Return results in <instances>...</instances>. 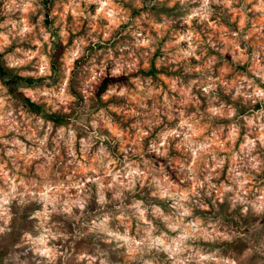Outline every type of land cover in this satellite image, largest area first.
Returning a JSON list of instances; mask_svg holds the SVG:
<instances>
[{"label": "clouds", "instance_id": "clouds-1", "mask_svg": "<svg viewBox=\"0 0 264 264\" xmlns=\"http://www.w3.org/2000/svg\"><path fill=\"white\" fill-rule=\"evenodd\" d=\"M0 67V264H264V0H0Z\"/></svg>", "mask_w": 264, "mask_h": 264}, {"label": "rangeland", "instance_id": "rangeland-1", "mask_svg": "<svg viewBox=\"0 0 264 264\" xmlns=\"http://www.w3.org/2000/svg\"><path fill=\"white\" fill-rule=\"evenodd\" d=\"M46 23H48V21H46ZM0 76H4V75H7V73L5 72L4 68L3 67H0Z\"/></svg>", "mask_w": 264, "mask_h": 264}, {"label": "trees", "instance_id": "trees-1", "mask_svg": "<svg viewBox=\"0 0 264 264\" xmlns=\"http://www.w3.org/2000/svg\"><path fill=\"white\" fill-rule=\"evenodd\" d=\"M0 72H1V70H0Z\"/></svg>", "mask_w": 264, "mask_h": 264}]
</instances>
